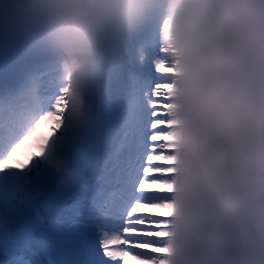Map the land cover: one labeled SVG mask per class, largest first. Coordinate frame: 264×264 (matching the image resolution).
<instances>
[{
	"label": "clouds",
	"instance_id": "1",
	"mask_svg": "<svg viewBox=\"0 0 264 264\" xmlns=\"http://www.w3.org/2000/svg\"><path fill=\"white\" fill-rule=\"evenodd\" d=\"M0 15L45 58L26 96L4 105L6 143L34 134L42 166L88 191L57 137L90 142L91 98L119 50L147 37L152 55L165 49L169 125L154 143L168 151L138 189L153 206L130 213L157 219L164 264H264V0H0ZM58 94L67 108L49 138L40 118Z\"/></svg>",
	"mask_w": 264,
	"mask_h": 264
},
{
	"label": "snow or ice",
	"instance_id": "2",
	"mask_svg": "<svg viewBox=\"0 0 264 264\" xmlns=\"http://www.w3.org/2000/svg\"><path fill=\"white\" fill-rule=\"evenodd\" d=\"M149 49L150 39L147 37L140 47L129 44L121 48L99 92L90 100L96 133L89 143L103 148L104 172L112 183L108 197L111 223L107 227L100 225L96 237L98 264H164L160 253L165 248L153 235L158 231L157 219L147 214L132 215L129 211L133 203H142L146 208L153 206L152 194L138 189L146 182L159 179L145 173L158 167L150 163L151 157L168 151L167 146L161 148L154 143L169 125L166 107L170 97L160 70L161 66L167 67L162 60L165 49L160 47L155 55ZM35 102L37 105L42 103L38 91ZM66 108V99L58 94L52 99L50 108L43 111L40 127L49 138L57 136ZM105 110L113 111L112 120L104 119ZM57 119L60 124L56 123ZM6 128L9 134L14 131L13 123H6L2 114L0 186L4 190L3 206L7 208L17 193L35 186L53 173L39 162L40 149L34 134L6 143ZM57 140L59 151L72 164L78 165L75 160L84 145L73 144L64 137H57ZM30 141L34 143L30 144ZM25 144H30L28 152L18 159L17 153Z\"/></svg>",
	"mask_w": 264,
	"mask_h": 264
},
{
	"label": "rangeland",
	"instance_id": "3",
	"mask_svg": "<svg viewBox=\"0 0 264 264\" xmlns=\"http://www.w3.org/2000/svg\"><path fill=\"white\" fill-rule=\"evenodd\" d=\"M4 20V26L10 27L12 31H6L0 23V115L3 114L5 103H9L10 107H15L16 103L29 92L37 77L42 75L45 70L44 56L28 41L12 20L5 18ZM160 70L164 71L165 69L161 66ZM103 117L110 121L113 119L114 113L111 110H105ZM29 143H34V141ZM27 152L28 149H20L17 158H23ZM102 152V147L87 143L79 150L76 157L75 162L85 170L88 177V191H84L79 186L67 188L61 183L59 177L51 175L54 178L52 183L62 189L65 195L64 207L61 213L54 218H42L38 211V199L44 188L42 182L17 193L7 208L3 206L4 190L0 186V212L3 215L0 219V230L9 233L12 228H24L30 219L40 221L44 228L65 230L68 227L80 225L87 209L95 212V228L103 225L102 222L110 213L111 201L108 197L112 192V187L101 199L95 198L92 203L90 201L92 206L86 207L87 199H92L91 190L93 188L101 186L103 181L112 184L104 172ZM90 169L93 170L95 177L89 174ZM141 211H149V209L141 208ZM24 256L29 259L28 256Z\"/></svg>",
	"mask_w": 264,
	"mask_h": 264
},
{
	"label": "bare ground",
	"instance_id": "4",
	"mask_svg": "<svg viewBox=\"0 0 264 264\" xmlns=\"http://www.w3.org/2000/svg\"><path fill=\"white\" fill-rule=\"evenodd\" d=\"M53 179L49 176L42 181L43 186L50 184ZM102 185L105 186L101 187ZM102 185L91 190L92 199H87L86 202L92 203L95 198L101 199L112 187V184L106 181H103ZM85 212L80 225L65 230L47 227L37 236L29 227L36 219H30L24 228L10 229L9 233L0 230V264H98L96 251L98 228H95V212L88 209ZM2 217L0 212V219ZM102 223L105 227L109 226L110 213Z\"/></svg>",
	"mask_w": 264,
	"mask_h": 264
},
{
	"label": "water",
	"instance_id": "5",
	"mask_svg": "<svg viewBox=\"0 0 264 264\" xmlns=\"http://www.w3.org/2000/svg\"><path fill=\"white\" fill-rule=\"evenodd\" d=\"M40 213L44 217L52 218L60 213L64 204V194L53 183L47 184L38 199Z\"/></svg>",
	"mask_w": 264,
	"mask_h": 264
},
{
	"label": "trees",
	"instance_id": "6",
	"mask_svg": "<svg viewBox=\"0 0 264 264\" xmlns=\"http://www.w3.org/2000/svg\"><path fill=\"white\" fill-rule=\"evenodd\" d=\"M0 23L2 24L3 27H5L6 31H12V29L10 27L7 28L6 26H4L5 20H4V17L2 15H0Z\"/></svg>",
	"mask_w": 264,
	"mask_h": 264
}]
</instances>
